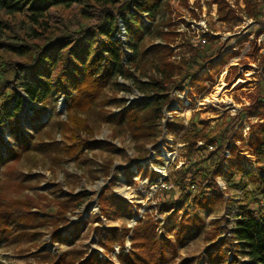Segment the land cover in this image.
<instances>
[{
    "label": "rangeland",
    "instance_id": "obj_1",
    "mask_svg": "<svg viewBox=\"0 0 264 264\" xmlns=\"http://www.w3.org/2000/svg\"><path fill=\"white\" fill-rule=\"evenodd\" d=\"M8 1L21 2L23 9L10 12L0 7V60L4 62L30 61L33 48L45 44L48 38L70 35L99 22L101 5L94 0H69L70 5L45 0L41 20L47 26L31 20L33 0ZM124 1L113 0L109 6L117 9ZM156 20L152 29L145 30L142 41H135L140 48L135 62L125 60L131 65L132 74L116 72L91 108L68 109L62 93L53 92L48 100L33 102L21 92L24 101L18 125L34 138L20 157L1 163L0 202L19 213L26 211L23 202H27L37 215L31 216L30 225L18 223L0 238V264H38L45 259V252L55 257L72 249L80 253L95 250L113 264H122L117 254L131 249L130 236H125L124 245L117 244L106 254L99 242V227L130 229L131 234L138 219L150 216L157 232L170 234L173 222L166 219L170 212L164 203L180 195L174 186L175 176L205 157L200 154L191 157L183 136L167 131L164 125L167 120L186 125L194 120L205 121L207 130L225 129L229 135L235 132V138L242 135L245 140L251 124L264 123L259 111L252 113V107L264 101V0H164ZM97 37L96 33L83 40L78 48L83 50V56L94 51ZM126 37L127 33L123 38ZM10 45L29 48L23 52ZM71 45L72 42L58 45L52 59L46 60L52 68L51 79L56 78L55 67L61 54ZM125 50L132 53L128 43ZM71 55L72 60L77 59L74 51ZM194 55L199 61L218 63L214 77L206 81L204 89L198 88L201 90L198 94L189 85L179 84L182 76L177 75L175 84L166 83L161 92L177 98L164 107L162 119L148 130L149 135L135 137L127 121L120 119L121 112L152 93L141 88L144 82L160 78L163 60L181 61ZM27 79L30 77L22 75L13 83L22 90ZM2 102L0 99V118L3 116L5 121L4 113L12 105H1ZM40 108L42 117L35 120L34 113ZM74 115L84 119L90 128L80 130L89 147L78 157H72L65 148L72 142ZM42 123V127H36ZM0 133L5 142L14 145L9 125L0 128ZM1 152L7 157L5 145H0ZM240 154L245 157L243 166L250 171H256L262 164L252 151L242 150ZM145 168L157 176H145ZM196 172V183L190 187V196L184 199L179 215L184 212L191 215L198 208L205 223L178 249L176 261L189 258L193 264H208L205 263L208 246L221 245L229 233L226 227L236 225L242 205L257 207V199L248 201L251 197L244 189L230 186L219 176L222 198L214 211L200 209L194 199L207 182L201 178L200 169ZM249 184L252 189V182ZM80 193L85 195L79 196ZM101 194L118 195L132 206L117 216L111 213V217H106L99 212ZM10 220L0 215V227ZM80 227L79 234L74 236L72 231ZM56 228L62 240L53 241L51 235Z\"/></svg>",
    "mask_w": 264,
    "mask_h": 264
},
{
    "label": "trees",
    "instance_id": "obj_2",
    "mask_svg": "<svg viewBox=\"0 0 264 264\" xmlns=\"http://www.w3.org/2000/svg\"><path fill=\"white\" fill-rule=\"evenodd\" d=\"M54 3H64L70 5L69 0H53ZM101 5L99 12V22L95 25L76 30L70 35L66 33L48 38L43 45L33 48V57L27 62H4L0 60V99L3 104H11L7 108L5 118L1 116L2 124L0 128L9 125V130L14 134V145L7 143L0 133V145H5L7 157L0 153V165L13 157H20L22 151H27L31 147L33 135H29L21 130L18 125L19 113L22 108L24 96L33 102L48 100L53 92L62 93L70 110H86L91 108L99 99L105 87L109 84L114 74H132L131 65L125 60L135 62V56L139 51V45L135 41L141 42L146 29H152L157 22L161 6L164 0H125L121 7L113 9L109 6L113 0H94ZM45 0H33L30 4L32 9L31 20L35 23L47 26V22L42 21L46 10ZM0 7L6 8L10 12L21 11V2L10 3L8 0H0ZM123 22V27L120 26ZM97 33V44L92 53L83 56V50L78 49L85 38ZM127 33V37L123 38ZM72 42V45L62 55L60 63L55 67L56 78L51 79V67L46 64L58 49V45ZM129 44L132 51L127 54L125 44ZM13 49L26 52L29 46L10 45ZM160 46V45H158ZM27 49V50H26ZM71 51H74L77 59L72 60ZM148 51V50H145ZM52 59V58H51ZM163 59V58H162ZM218 63H205L193 58H184L181 61L163 60L159 66L160 78H153L149 82H144L142 90H151L146 100L137 101L134 105L128 106L120 114L121 120H126L135 137L149 135V129L158 124L163 117V109L170 105L177 97H172L168 93L161 92L166 83H174L177 75L180 78L179 84L192 87L196 94L201 93L198 88L204 89L206 81L211 80L217 69ZM196 67V68H195ZM43 72L45 74H43ZM22 75L30 77L22 84L23 89L19 90L13 82ZM178 84V83H177ZM176 84V85H177ZM182 86V85H181ZM183 87V86H182ZM163 88V89H162ZM180 101V100H179ZM252 107V113H261L264 116V101ZM262 105V106H261ZM256 107V108H255ZM13 109V110H11ZM43 109L35 111L34 119L42 117ZM74 127L70 138L72 142L65 146L67 153L72 157H78L89 147V141L81 137V128H88L85 120L78 115H74ZM44 123L37 124L42 127ZM169 133L181 134L190 149V156L205 155L198 162H193L187 168L177 172L174 186L180 190V195L175 200L164 203L170 214L167 221L172 220L173 225L170 234L160 233L156 230V224L150 216L138 219L136 226L130 234V229L104 226L100 229V244L106 249V254L114 250L117 244L124 245L125 236H130L132 241L131 249L128 252L120 251L117 254L118 260L122 264H193L189 258L176 261L178 249L185 245L205 223L200 210L191 215L184 212L179 215V210L183 208L184 199L190 196V187L195 185L196 170L200 169L201 178L206 180L201 191L194 201L200 209L212 212L222 198L219 192L217 178L222 176L230 186L242 188L247 195H250L252 202L257 199V207L249 204L242 205L241 212L236 220V225L228 230L227 238L221 240V245L214 243L208 246L205 263L208 264H264V123L251 124L248 139L242 135L235 138V132L228 134V130L215 132L207 130L205 121H191L189 124L167 120L164 124ZM240 141V144H237ZM216 143V144H215ZM247 143V145H246ZM244 144L246 148L244 149ZM242 150L252 151L258 155L262 164L258 165L256 171H250L243 166L244 156L240 154ZM229 151V155H227ZM8 158L7 160H5ZM246 161L249 159H245ZM198 165L199 168L194 169ZM194 169V170H193ZM143 174L151 178L156 177L155 172L144 169ZM190 174L191 178L188 176ZM239 176V179L237 177ZM189 177V178H188ZM189 179L190 182L186 183ZM252 182V189H249ZM211 192V195H207ZM85 195L80 193L79 196ZM261 196V198H258ZM24 210L19 213L18 209H9L2 201L0 202V215L6 221L0 227V238L4 233L21 225H30L31 216H36L23 202ZM132 204L118 195L109 197L101 194L99 197V212L106 217H111V213L116 216L125 212ZM6 207V209H5ZM9 212V213H7ZM13 213V214H12ZM12 215V216H11ZM81 227L72 231L77 236ZM59 229L52 232L53 241L62 240L58 236ZM45 259L38 264H113L100 256V253L91 250L80 253L77 250H68L54 257L49 252L43 254ZM54 257V260L52 258Z\"/></svg>",
    "mask_w": 264,
    "mask_h": 264
},
{
    "label": "bare ground",
    "instance_id": "obj_3",
    "mask_svg": "<svg viewBox=\"0 0 264 264\" xmlns=\"http://www.w3.org/2000/svg\"><path fill=\"white\" fill-rule=\"evenodd\" d=\"M220 91H221V89L218 90V93H221Z\"/></svg>",
    "mask_w": 264,
    "mask_h": 264
},
{
    "label": "water",
    "instance_id": "obj_4",
    "mask_svg": "<svg viewBox=\"0 0 264 264\" xmlns=\"http://www.w3.org/2000/svg\"><path fill=\"white\" fill-rule=\"evenodd\" d=\"M121 27L124 28L123 25H121Z\"/></svg>",
    "mask_w": 264,
    "mask_h": 264
}]
</instances>
